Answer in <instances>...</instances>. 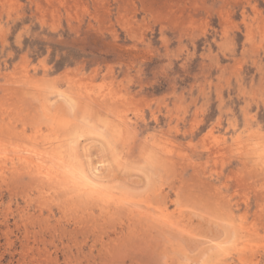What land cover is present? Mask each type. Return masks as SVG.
<instances>
[{
    "label": "rangeland",
    "instance_id": "obj_1",
    "mask_svg": "<svg viewBox=\"0 0 264 264\" xmlns=\"http://www.w3.org/2000/svg\"><path fill=\"white\" fill-rule=\"evenodd\" d=\"M263 145L264 0H0V264H264Z\"/></svg>",
    "mask_w": 264,
    "mask_h": 264
},
{
    "label": "bare ground",
    "instance_id": "obj_2",
    "mask_svg": "<svg viewBox=\"0 0 264 264\" xmlns=\"http://www.w3.org/2000/svg\"><path fill=\"white\" fill-rule=\"evenodd\" d=\"M26 78V77H25ZM28 79V78H27ZM28 80H30V79H28ZM14 81H16V80H14ZM80 81V80H79ZM78 82V81H77ZM80 90V89H79ZM84 91H85V89H84ZM107 91V90H106ZM64 93V92H63ZM105 93V92H104ZM108 93V92H107ZM101 94V93H100ZM111 94V93H110ZM110 94H106V96L107 95H110ZM93 95V94H92ZM87 96V95H86ZM99 96V95H98ZM60 97V96H59ZM103 97H105V94L104 95H102V96H99V98H103ZM112 97V96H111ZM62 98V97H61ZM107 98V97H106ZM104 99V98H103ZM112 99H114V98H112ZM112 99L110 100V101H112ZM85 102H86V100H85ZM98 102V101H97ZM100 102V101H99ZM87 104V103H86ZM54 106V105H53ZM107 110V109H106ZM122 111V110H121ZM60 113V112H59ZM52 114V113H51ZM120 115V114H119ZM120 117H122V116H120ZM126 117V116H125ZM119 118V117H118ZM127 119V118H126ZM124 121V120H123ZM122 122V121H121ZM4 124V123H3ZM51 124V123H50ZM128 124V123H127ZM126 124V125H127ZM129 125V124H128ZM53 128V127H52ZM64 129V128H63ZM73 129V128H72ZM77 129V128H76ZM10 131V130H9ZM64 131H65V129H64ZM44 132V131H43ZM45 132H47V131H45ZM10 133V132H9ZM90 133V132H89ZM42 134V133H41ZM48 134V133H47ZM74 134V133H73ZM43 135V134H42ZM42 135H41V137H42ZM50 135V138H51V134H49ZM49 135H48V137H49ZM68 135V134H67ZM99 135H100V133H99ZM44 136V135H43ZM61 136V135H60ZM218 136V135H217ZM224 136V135H223ZM18 137V136H17ZM38 137V136H37ZM47 140V139H46ZM54 140V139H53ZM255 141V140H254ZM87 142V141H86ZM42 143V142H41ZM44 143V142H43ZM50 143V142H49ZM153 143V142H152ZM261 143V142H260ZM87 144H88V142H87ZM66 146V145H65ZM264 146V145H263ZM245 147V146H244ZM263 148V147H262ZM24 149V148H23ZM63 149V148H62ZM11 150H12V152H13V150L14 149H12L11 148ZM21 150V149H20ZM28 150V149H27ZM32 150V149H31ZM30 150V151H31ZM45 150H47V149H45ZM86 150H87V148H86ZM150 150V149H149ZM60 151V150H59ZM163 151V150H162ZM41 152V151H40ZM49 152V151H48ZM1 153V152H0ZM14 153V152H13ZM19 153V152H18ZM33 154H35V152H32ZM16 154V153H15ZM22 154V153H21ZM60 154V153H59ZM63 153H61V155H62ZM83 154V153H82ZM89 154V153H88ZM51 155V156H50ZM50 155H46V153H37L36 152V154L35 155H30V153H29V155H22V156H19V162L21 163L22 162V166H26L27 165V167H26V169H29L30 170V167H32L31 169H33V167H34V170H31V171H34L35 172V174L37 173V174H39V175H41V177H39V178H46V180L48 179V180H58L57 178H59L60 179V181H61V179H62V183L64 182V180H65V178L67 177V183L69 184V182H72V184H73V182H76L77 181V179H79L81 182H77V184H79L80 185V183H82L81 185H83V186H85V187H87V188H89L88 190H91V191H100L101 193H99V195L100 194H102L103 196H104V194H106L105 192H103V191H101V190H98V189H96V184L98 185V183H97V176H96V172L98 171H96V169L97 168H94L95 169V171L93 170H91V169H88V171H92V172H88V171H85V169L83 170L82 168V164L80 165L81 166V169H82V171L80 170L79 171V169H78V171H76L77 169V167L76 168H74V167H72V166H74L71 162V164H72V168H74V169H71V170H69V172H68V170H67V175L64 177L63 175L65 174L64 173V171H63V173H62V175H61V178H60V170H61V172H62V170H64V169H61V168H63V165H61V164H63L62 162H59L60 160H62L61 158L60 159H58V158H56V156H55V160L54 161H56L57 162V160H58V162L60 163V165H59V163L57 162L56 164V166H61L60 167V169H59V171L55 168V166H54V164H53V157H52V154H50ZM50 156V157H49ZM63 156V155H62ZM117 156V155H116ZM5 157V156H4ZM58 157V156H57ZM67 157V156H66ZM8 158V157H7ZM119 158V157H118ZM57 159V160H56ZM104 159V158H103ZM92 160V159H91ZM105 160V159H104ZM171 161V160H170ZM91 162V161H90ZM66 163H69L68 162V160L66 161ZM69 163V164H70ZM89 163V162H88ZM92 163H93V161H92ZM138 163V162H137ZM24 164H26V165H24ZM110 164V163H109ZM130 164V163H129ZM21 165V164H20ZM90 165V164H89ZM117 165V164H116ZM68 166V165H67ZM91 166V165H90ZM101 166H102V164H101ZM29 167V168H28ZM70 167V168H71ZM79 167V166H78ZM87 167V166H86ZM85 167V168H86ZM103 167H104V164H103ZM107 167V166H106ZM143 167V166H142ZM19 168V167H18ZM22 168V167H21ZM65 168V167H64ZM69 168V166H68V169H70ZM80 168V167H79ZM102 168V167H101ZM16 169V168H15ZM22 169H24V168H22ZM21 169V170H22ZM93 169V168H92ZM146 169H148V168H146ZM158 169V168H157ZM20 170V171H21ZM135 170H136V168H135ZM15 171H17V169L15 170ZM26 171V170H25ZM141 171V170H140ZM158 171V170H157ZM29 172V171H28ZM111 173V172H110ZM19 174H20V172H19ZM22 174V173H21ZM26 174V173H25ZM35 174H33V172H32V175H35ZM206 174V173H205ZM104 175V174H103ZM114 175V174H113ZM11 177V176H10ZM62 177H64V179L62 178ZM101 178V180L102 179H104V177L102 178V177H100ZM108 178V177H107ZM148 178V177H147ZM109 179V178H108ZM42 180H45V179H42ZM45 180V181H46ZM48 180H47V182L46 183H49L48 182ZM111 180V179H110ZM59 181V182H60ZM105 181V180H104ZM114 181V180H113ZM35 182V181H34ZM56 182V181H55ZM58 182V181H57ZM66 183V180H65V182L63 183V184H67ZM58 184V183H57ZM67 186H69V185H67ZM78 186V185H77ZM43 187V186H42ZM44 188V187H43ZM64 188V187H63ZM78 188H79V186H78ZM100 188V187H99ZM79 189H81V188H79ZM79 189H77V190H79ZM84 189V188H83ZM83 189H81L82 191H83ZM59 190V189H58ZM70 190V189H69ZM72 190V189H71ZM86 191H87V189H85ZM154 191V190H153ZM72 192V191H71ZM90 192V191H89ZM95 192H90V193H95ZM86 193H88V191L86 192ZM90 193H89V195H90ZM104 193V194H103ZM64 194L66 195V193L64 192ZM82 194V193H81ZM110 194H111V192H110ZM154 194V193H153ZM93 195V194H92ZM101 195V197H103ZM112 195V194H111ZM150 195V194H149ZM155 195V194H154ZM163 195V194H162ZM79 196H80V194H79ZM84 196V195H83ZM107 196V195H106ZM106 196H105V198H103V199H107L106 198ZM119 196V199H120V195H118ZM117 196V197H118ZM85 197H86V195H85ZM92 197V196H91ZM73 198V197H72ZM87 199V198H86ZM102 199V198H101ZM100 199V200H101ZM110 200H111V198H109ZM119 199H117V200H119ZM88 200V199H87ZM112 200H114L113 198H112ZM116 200V201H117ZM123 200H124V197H123ZM106 201H108V200H106ZM116 201H114V202H116ZM120 201V200H119ZM119 201H117L116 203H118ZM129 201V200H128ZM145 201V200H144ZM143 201V202H144ZM102 203H104L103 201H101ZM109 202V201H108ZM138 202V201H137ZM140 202V201H139ZM138 202V203H139ZM106 203V202H105ZM104 203V204H105ZM120 203V202H119ZM146 203V202H145ZM85 204H88V203H85ZM112 204V203H111ZM106 205V204H105ZM110 205V204H109ZM117 205V204H116ZM138 205V204H137ZM142 205V204H141ZM147 205H149V204H147ZM229 205V204H228ZM70 206V205H69ZM108 206V205H107ZM121 206H123L122 204H121ZM78 207V206H77ZM152 207V206H151ZM157 207V206H156ZM139 208V207H138ZM144 208H146V207H144ZM158 208V207H157ZM165 208V207H164ZM141 210H142V208H140ZM146 210V209H145ZM103 211V210H102ZM113 211V210H112ZM99 212V211H98ZM164 212V211H163ZM163 212H162V214H163ZM168 212V211H167ZM114 213V212H113ZM108 214V213H107ZM126 214V213H125ZM139 214V213H138ZM165 214V213H164ZM131 216V215H130ZM148 216V215H147ZM166 215H164V218H163V220H166V217H165ZM170 216V215H169ZM178 216V215H177ZM228 216V215H227ZM231 216V215H230ZM159 217V216H158ZM229 217V216H228ZM108 218V217H107ZM148 219V218H147ZM150 220H151V218H149ZM155 219H157V218H155ZM140 220H141V218H140ZM168 222H169V220H167ZM180 221V220H179ZM164 222V221H163ZM162 222V223H163ZM173 222H175V221H173ZM231 222V221H230ZM160 223V222H159ZM174 224V223H173ZM184 224V223H183ZM159 225H161V224H159ZM174 225H176V222H175V224ZM174 225H172V226H174ZM178 225V224H177ZM181 225V224H180ZM179 225V226H180ZM165 226H167V225H165ZM170 226V225H169ZM179 226H178V228H179ZM184 226H185V224H184ZM174 227H176V226H174ZM173 229V228H172ZM235 229V228H234ZM177 230V229H176ZM233 230V229H232ZM165 231V230H164ZM179 231H180V229H179ZM234 231V230H233ZM179 233H182V232H179ZM188 234H190V233H188ZM235 234H236V231H235ZM250 234V233H249ZM237 236V235H236ZM242 236V235H241ZM240 236V238H242ZM238 239H239V236H238ZM255 239V238H254ZM228 242V241H227ZM244 243V242H243ZM229 244V243H228ZM247 245V243H244L241 247H238V250H239V253H241V254H243L242 256H241V259L243 260V258H244V250H245V247H246V245ZM227 245V244H226ZM214 247H216V245L214 246ZM252 247H253V245H252ZM248 249H249V247H248ZM253 250V249H252ZM232 251V250H231ZM227 252V251H226ZM228 253V252H227ZM237 253H238V251H237ZM229 254V253H228ZM221 255V254H220ZM225 255V254H224ZM253 260V259H252ZM243 263H244V260L242 261ZM241 262V263H242Z\"/></svg>",
    "mask_w": 264,
    "mask_h": 264
}]
</instances>
